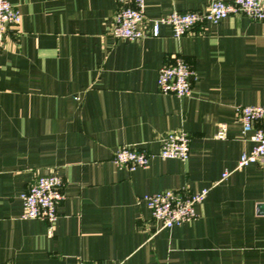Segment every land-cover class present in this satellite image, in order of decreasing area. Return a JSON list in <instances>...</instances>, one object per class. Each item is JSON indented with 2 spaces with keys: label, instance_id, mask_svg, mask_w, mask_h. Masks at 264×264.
<instances>
[{
  "label": "crops",
  "instance_id": "crops-1",
  "mask_svg": "<svg viewBox=\"0 0 264 264\" xmlns=\"http://www.w3.org/2000/svg\"><path fill=\"white\" fill-rule=\"evenodd\" d=\"M9 1L21 21L0 46V263L264 264V159L236 166L253 141L235 110L264 103V19L229 14L179 37L161 23L131 40L108 32L116 0ZM207 1L145 0L143 27ZM176 54L193 70L187 96L157 87ZM181 129L188 157H160ZM123 143L151 153L146 165L115 164ZM49 172L64 181L52 235L21 217L20 197ZM204 187L196 217L172 227L141 198Z\"/></svg>",
  "mask_w": 264,
  "mask_h": 264
},
{
  "label": "built area",
  "instance_id": "built-area-1",
  "mask_svg": "<svg viewBox=\"0 0 264 264\" xmlns=\"http://www.w3.org/2000/svg\"><path fill=\"white\" fill-rule=\"evenodd\" d=\"M145 0H116L117 9L108 26V32L115 37L138 39L145 35H157L159 25H170L175 37L190 31L202 22H218L229 14L243 13L251 18L264 19V0H208L202 8L189 10H172L165 15L152 19L147 30L143 27L145 20ZM21 21L19 9L9 0H0V46L8 28L18 30ZM193 70L184 56L176 54L172 60L163 63L157 72L156 83L160 91L187 96L191 92ZM238 119L242 125V133H249L253 141L250 150L240 153L237 167L251 161L264 159V103L238 104L235 106ZM225 124L219 125L216 137H223ZM189 134L185 130H174L160 138V157H178L186 159L189 155ZM151 153L136 148L131 144H120L112 155V161L129 169L145 166ZM224 171L222 176H226ZM64 181L54 172L38 175L20 193L22 200L21 217L41 218L47 223V234L52 235L54 222L57 218V205L64 197ZM208 189L195 191L166 188L141 196L148 204L157 227H172L194 219L197 215L195 206L201 203ZM14 264V263H0ZM76 264H97L78 258Z\"/></svg>",
  "mask_w": 264,
  "mask_h": 264
}]
</instances>
